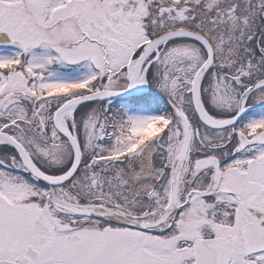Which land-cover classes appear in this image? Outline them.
<instances>
[{
	"label": "snow or ice",
	"instance_id": "snow-or-ice-1",
	"mask_svg": "<svg viewBox=\"0 0 264 264\" xmlns=\"http://www.w3.org/2000/svg\"><path fill=\"white\" fill-rule=\"evenodd\" d=\"M0 33V264H264V0H0Z\"/></svg>",
	"mask_w": 264,
	"mask_h": 264
},
{
	"label": "rangeland",
	"instance_id": "rangeland-1",
	"mask_svg": "<svg viewBox=\"0 0 264 264\" xmlns=\"http://www.w3.org/2000/svg\"><path fill=\"white\" fill-rule=\"evenodd\" d=\"M10 38L6 33H0V54H11L17 50L18 46L13 45L10 42ZM146 87V85H141V88ZM117 99H113V103H116Z\"/></svg>",
	"mask_w": 264,
	"mask_h": 264
},
{
	"label": "water",
	"instance_id": "water-1",
	"mask_svg": "<svg viewBox=\"0 0 264 264\" xmlns=\"http://www.w3.org/2000/svg\"><path fill=\"white\" fill-rule=\"evenodd\" d=\"M136 88H141V85H137V86H135ZM133 91V89H129L128 90V92H132ZM120 96H123V95H125V93H120L119 94ZM113 99H117V98H113Z\"/></svg>",
	"mask_w": 264,
	"mask_h": 264
}]
</instances>
